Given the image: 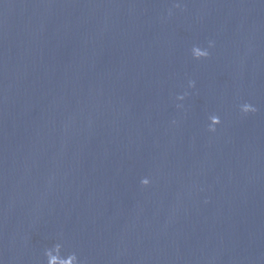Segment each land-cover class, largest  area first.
Instances as JSON below:
<instances>
[{"label": "water", "instance_id": "obj_1", "mask_svg": "<svg viewBox=\"0 0 264 264\" xmlns=\"http://www.w3.org/2000/svg\"><path fill=\"white\" fill-rule=\"evenodd\" d=\"M49 252L264 264V0H0V264Z\"/></svg>", "mask_w": 264, "mask_h": 264}, {"label": "clouds", "instance_id": "obj_2", "mask_svg": "<svg viewBox=\"0 0 264 264\" xmlns=\"http://www.w3.org/2000/svg\"><path fill=\"white\" fill-rule=\"evenodd\" d=\"M193 49L195 50V55H194L195 57H201V56H206L207 55V52L205 50H202V49H200L198 47H194ZM243 110L244 111H248V110H251V109H250L249 105H244L243 106ZM218 122H219V119H218V117H216L214 124H216ZM141 183L142 184H147L148 180L146 178L142 179ZM47 255H48V264H52L53 254L51 252H49ZM70 258H71V264H73V258L72 257H70Z\"/></svg>", "mask_w": 264, "mask_h": 264}]
</instances>
